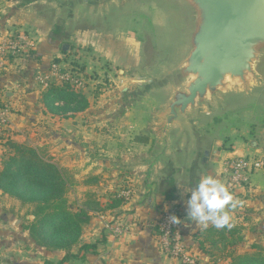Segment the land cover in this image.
Returning a JSON list of instances; mask_svg holds the SVG:
<instances>
[{
  "label": "crops",
  "instance_id": "0c3cea01",
  "mask_svg": "<svg viewBox=\"0 0 264 264\" xmlns=\"http://www.w3.org/2000/svg\"><path fill=\"white\" fill-rule=\"evenodd\" d=\"M56 2L0 0V115L6 121V128L10 129L0 143V168L5 153V139L22 142L19 140L21 135L15 132L25 131L23 128H42L40 119L47 118L49 128H59V125L70 128L67 125L71 123L74 125L72 128H75L79 126L77 123L80 122L82 126L83 121L87 123V120L92 127H99L100 124L106 125L104 118L111 117L110 115L117 111L119 115L122 114L127 128H100L101 131L92 133L94 137H99L97 142H91L87 146L92 149L93 155H87L85 148L84 157L78 152L71 154L72 167H81L88 162L84 177L91 171L90 174L100 180L99 184H84V189L95 193L103 207L102 211L90 218L85 229L84 241L87 244H95V251L85 254L83 264H182L164 254L158 243L156 222L161 214L169 209L175 210L181 219L187 247L199 257L198 259L206 261V257L192 238L202 227L186 214L185 201L190 195L186 189L194 188L205 175H212L227 184L225 161L241 156L238 152L244 144H248L243 150L244 154L264 157V143L257 138L264 132V128H259L258 125L253 133L247 123L246 132L239 133L235 128H228L226 125L215 126L213 121L222 116H212L211 120L198 124L197 137L190 135L173 141L174 138L178 139L177 134H169L170 139L163 146V152L157 154L156 147H160L162 143L153 141L156 131V100L151 94L135 97L133 92L136 91L137 83L133 78L126 81L125 75L114 80L115 84L127 82L131 87L128 91L123 85L119 87L121 92H126L123 96L103 89L104 93L91 100L89 95L81 92L77 83L71 88L76 93L85 95L89 106L69 117L52 115L44 107L41 95L54 80L45 86L41 79L49 73L53 63L62 67L57 35L60 30V11ZM142 5L146 9L148 6L151 8L146 12L148 27L155 28L156 25L163 24L162 15L158 11L156 12L150 4ZM121 10L111 8L107 12L94 13L82 5H77L71 8V18L63 20V31L71 35V48L74 44L73 49L80 52L78 56L82 57L80 61L86 63L87 70L99 69L100 72L104 61L111 67L119 68L120 72H124L120 68L134 65V76H138L143 68L149 67L150 50L145 52V62L136 67L140 58L138 44L132 37L114 35L118 27L122 26L125 20H129ZM140 16L139 12L131 16V21H135L138 27L140 23L143 24ZM55 59L58 61L54 62ZM106 70L103 68V72ZM125 98L130 100L129 105L124 103ZM254 110L246 108L232 111L233 115H228L226 121L235 118L242 123V120H245L243 116L235 114L242 112L244 116L252 115ZM239 116L242 117L238 118ZM111 131L118 135L116 139L112 138ZM88 132H92L91 129L82 131L85 139L90 136ZM240 139L244 142H240ZM41 145L42 142L38 143V147ZM73 147L77 150L76 145ZM50 153L56 159L60 156L58 152L54 153L53 149ZM249 181V185L229 189L237 204V210L228 209L232 221L240 222L239 215H234V212H247L253 218L259 217L260 214L264 217V188L261 187L264 183V167L253 171ZM91 186H97L98 189ZM115 197L120 198L122 202L115 207H109ZM19 204L21 205L17 199L0 189L2 244L17 243L18 237L14 230L16 225L12 220L14 217L9 212L14 208L17 210ZM8 205H11V208ZM30 217L32 219V216ZM244 218H247V221L242 224L246 228L250 218ZM106 224L110 227L119 225L121 234L112 235ZM23 233V237H26L27 231ZM18 259L21 260L22 257Z\"/></svg>",
  "mask_w": 264,
  "mask_h": 264
},
{
  "label": "water",
  "instance_id": "95a60500",
  "mask_svg": "<svg viewBox=\"0 0 264 264\" xmlns=\"http://www.w3.org/2000/svg\"><path fill=\"white\" fill-rule=\"evenodd\" d=\"M56 3L59 22L60 4L69 10L65 14L67 19L71 18V8L77 5L94 13L115 8L122 9L127 16L139 12L147 18L146 12L151 8L142 4H150L162 15L163 24L149 28L167 30V54L154 72L145 74L153 67L155 48L151 47L149 67L138 73L142 78L133 80L137 83L135 97L151 94L156 100L155 126L162 143L159 152H163L169 134H177L178 139L173 141L190 135L197 137L198 124L211 120L212 116L246 108L264 113V97L255 92L264 87V0H57ZM257 138L264 143V132Z\"/></svg>",
  "mask_w": 264,
  "mask_h": 264
},
{
  "label": "rangeland",
  "instance_id": "374dc122",
  "mask_svg": "<svg viewBox=\"0 0 264 264\" xmlns=\"http://www.w3.org/2000/svg\"><path fill=\"white\" fill-rule=\"evenodd\" d=\"M61 9V22H59V28L58 30V38H59V57L62 59L61 64V71H70L71 75L75 77L76 81L80 85L81 92H85L86 95H89L91 97V100L93 97H98L103 92V89H107L111 92L121 94H126V92H121L119 89L120 86H125L127 88L126 91H128L131 87H129L127 82L124 83H114L115 79H119L121 76H126V81L133 78L138 79L142 78V76H134L135 75V69L134 65L126 66L120 68V70H123L124 72H120L119 68L111 67L109 63L104 62V66L99 69H88L85 62L80 61L82 57L78 56L80 52L74 51L73 48L74 44L71 48V35L67 34L63 31V20H66L67 17H65V14L69 12L67 10L65 5L60 4ZM131 11V10H129ZM135 13V12H132ZM130 15H132L130 13ZM141 22L139 24V27L136 25L135 21H131V16H128L129 20H125V23L122 24V26H119L118 29L115 32V36H121L124 35V37H132L135 41V43L138 44L139 47V61L136 63V67H140L143 62H145V52L150 50L151 47L155 48V58L152 63L153 67H150L149 71H146V73H152L156 68H158V65L160 61L166 56L167 50H168V44H169V37L167 30L163 27L160 31L155 30L151 31V29L147 25L146 17L140 16ZM65 48V49H64ZM64 49V51L62 50ZM95 58V57H94ZM96 59V58H95ZM73 61V62H72ZM97 61V60H96ZM82 68V69H81ZM103 68L107 69L103 72ZM87 70V72H86ZM86 72V73H85ZM75 81V82H76ZM75 82L73 84H75ZM71 87V86H70ZM129 87V88H128ZM114 90V91H113ZM142 90H139V92ZM256 93L260 92V94L264 97V87L257 89L255 91ZM109 93V94H110ZM142 93V92H141ZM130 100L128 98L124 99V103L129 105ZM227 109V108H226ZM230 113V114H229ZM229 113H224L222 117L219 120L213 121V124L215 126H225L228 128H235L237 132L243 133L246 132L247 126L250 124L249 128H252L253 133L255 128L259 125L260 127H264V113H260L257 109L253 111L252 115H246L244 116V113L241 112V114L238 112L235 115H242L245 120L241 121L236 120L235 118L228 119V115H233V112L229 110ZM122 114H118L117 111L112 115L111 117L104 118V123L106 125H95V127H92V124L90 125V122L85 123L83 121V125L81 126V123H77L79 126L72 128L74 125L71 123L69 127H64L65 125H59V128H49V124L47 122V118H44L43 120L40 119V123H43L42 128H23L25 131L19 130L16 131L15 134L21 135V143H25L27 145H31L34 147H38V143L42 142L41 149L42 152H44L46 155L52 158V161H54L60 168L64 170V175L67 180L66 185V191L64 193V197L66 199V204L68 208L71 211H78L81 206L83 205V202L86 200L85 193L91 192L88 191V189H84V179L93 176L90 174L91 171L87 172V176H85V169L87 168L88 162L81 167H72L71 166V154L73 152L79 153L81 157H84L83 153L87 151V155L91 154L93 155L92 149H88L87 146L91 142H97L98 136L94 137L92 133H95L97 130L101 131L100 128H127L125 125V120H123ZM113 116V117H112ZM239 116L238 118L242 117ZM263 118V119H262ZM99 120V119H95ZM244 121V123H243ZM258 122L257 124L255 122ZM122 126V127H121ZM148 128V127H144ZM9 128H6V133H9ZM92 132H88L90 136H88V139H85L84 134L82 133L90 130ZM95 131V132H94ZM26 132H28L26 134ZM111 136L113 139H116L118 135L114 131H111ZM25 137V139L23 137ZM233 136V135H232ZM254 137V136H253ZM95 138V139H93ZM119 138V137H118ZM255 139V138H254ZM6 140V139H5ZM161 135L160 131L157 130L154 134L153 141H160ZM2 139L0 143H2ZM16 141V140H15ZM240 142H244L242 139L239 140ZM20 142V141H17ZM76 145L77 150H74V147ZM248 144H244V147H241L239 149V154L241 156H244L246 154L243 153V150L246 149ZM85 148V151H84ZM53 149L54 153H59L60 156L58 159L54 155H51L50 150ZM160 151L159 146L156 147V153ZM86 155V154H85ZM257 157H261L258 155H255ZM99 158V157H98ZM263 168V167H262ZM79 175V177H76V175ZM126 180V179H124ZM98 180V184H99ZM250 182V181H249ZM246 183L245 185H249L250 183ZM124 184V183H123ZM123 186V185H122ZM261 187L264 188V183L261 184ZM91 188H97V186H91ZM101 190V189H99ZM101 192V191H100ZM93 193V192H91ZM94 193V197H95ZM96 198V197H95ZM97 199V198H96ZM18 209L13 211H10L9 214L14 217L13 223L16 225L14 226V230L16 231L17 235V243L15 244H2V241H0V264H57L59 260L62 258V256L65 254L63 250H57V251H50L47 250L41 246H37L34 241L30 238L28 230H25L24 226L28 224L31 219L30 212L34 208L33 205H18ZM8 207L11 208V205H8ZM13 208V207H12ZM237 206L234 209L235 210ZM237 210V209H236ZM8 212V211H7ZM164 213V212H163ZM162 213V214H163ZM161 214V215H162ZM2 215H4L2 213ZM95 215V214H93ZM91 215V217L93 216ZM234 215H239V220L241 221L244 217H249L250 221L247 223L246 228L243 233L242 240L236 245V249L239 252H254L258 248L263 250L264 253V217L260 214V216H254L248 215L247 212L242 213H235ZM90 217V218H91ZM90 221V220H89ZM89 223V222H88ZM84 224L82 227V234L78 239V242L74 244L70 249V254H73V257H70L68 261L64 262L63 264H83L85 261L84 254L89 253L88 251L80 250V246L85 243L84 241V235H85V229H87V224ZM27 231V236L23 237V232ZM22 232V235H21ZM4 239V238H3ZM1 240V238H0ZM258 246V248L256 247ZM86 252V253H85ZM46 254V255H45ZM84 256V257H83ZM196 256V255H195ZM22 257L21 260H17V258ZM27 258V259H24ZM195 264H208L206 261L198 259Z\"/></svg>",
  "mask_w": 264,
  "mask_h": 264
},
{
  "label": "trees",
  "instance_id": "16d2710c",
  "mask_svg": "<svg viewBox=\"0 0 264 264\" xmlns=\"http://www.w3.org/2000/svg\"><path fill=\"white\" fill-rule=\"evenodd\" d=\"M41 101L49 113L61 117H69L89 106L87 97L76 93L66 82L50 83L42 92ZM97 183L98 177L94 175L84 179L86 185ZM66 185L64 170L42 152L41 147L10 138L5 140L0 189L22 205L34 206L30 212L32 220L24 228L37 245L52 252H65L57 264H63L74 256L69 251L78 242L83 225L89 222L91 215L103 210L94 193L86 192V200L81 208L76 212L71 211L64 197ZM121 202L120 198L115 197L109 207ZM246 221L247 218L240 222L231 220L232 227L223 229H216L209 224L207 229L201 228L192 235L200 252L207 257L206 263L264 264L263 250L257 245L258 249L254 252H239L236 249L245 230L242 222ZM79 249L93 253L95 244L83 243Z\"/></svg>",
  "mask_w": 264,
  "mask_h": 264
},
{
  "label": "built area",
  "instance_id": "2783aa9c",
  "mask_svg": "<svg viewBox=\"0 0 264 264\" xmlns=\"http://www.w3.org/2000/svg\"><path fill=\"white\" fill-rule=\"evenodd\" d=\"M51 80H54L53 82L55 83L66 82L71 87H75L78 83L75 77L71 75L70 71H61V67L56 63L51 65L49 73L43 76L41 82L47 86ZM74 82L75 84H73ZM6 126V121L0 115V141L5 137ZM262 167H264V157L246 155L227 159L225 161V173L227 175L226 185L229 189H234L235 186L244 185L249 182L253 171L259 170ZM172 215L178 216L177 212L173 209L165 210L156 222L157 238L160 249L164 254L177 259L182 264H195L197 258L185 245L181 223L173 224L169 220ZM106 227H109L114 236H118L122 232L119 225L110 227V225L108 226V224H106Z\"/></svg>",
  "mask_w": 264,
  "mask_h": 264
},
{
  "label": "clouds",
  "instance_id": "9594fccd",
  "mask_svg": "<svg viewBox=\"0 0 264 264\" xmlns=\"http://www.w3.org/2000/svg\"><path fill=\"white\" fill-rule=\"evenodd\" d=\"M185 201L187 216L202 228L207 229L211 224L216 229L232 227V217L228 209H234L237 204L234 194L220 179L212 176H203L191 190ZM173 224H180L181 219L176 215L169 218Z\"/></svg>",
  "mask_w": 264,
  "mask_h": 264
}]
</instances>
